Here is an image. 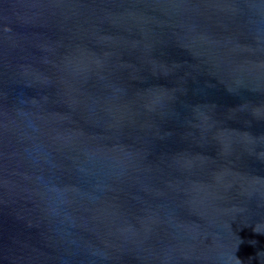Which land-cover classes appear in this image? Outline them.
I'll return each mask as SVG.
<instances>
[{
  "label": "water",
  "instance_id": "obj_1",
  "mask_svg": "<svg viewBox=\"0 0 264 264\" xmlns=\"http://www.w3.org/2000/svg\"><path fill=\"white\" fill-rule=\"evenodd\" d=\"M0 264H264V0H0Z\"/></svg>",
  "mask_w": 264,
  "mask_h": 264
}]
</instances>
